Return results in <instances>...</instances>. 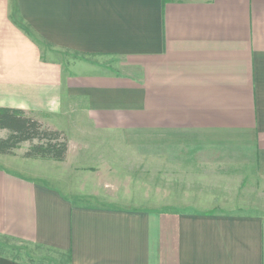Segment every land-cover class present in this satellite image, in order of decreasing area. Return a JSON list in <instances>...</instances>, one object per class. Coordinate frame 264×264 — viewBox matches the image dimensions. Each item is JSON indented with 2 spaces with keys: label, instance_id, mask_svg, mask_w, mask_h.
Instances as JSON below:
<instances>
[{
  "label": "crops",
  "instance_id": "obj_1",
  "mask_svg": "<svg viewBox=\"0 0 264 264\" xmlns=\"http://www.w3.org/2000/svg\"><path fill=\"white\" fill-rule=\"evenodd\" d=\"M0 108L67 140L0 155V236L69 264H264V211L222 210L264 192V0H0Z\"/></svg>",
  "mask_w": 264,
  "mask_h": 264
},
{
  "label": "trees",
  "instance_id": "obj_2",
  "mask_svg": "<svg viewBox=\"0 0 264 264\" xmlns=\"http://www.w3.org/2000/svg\"><path fill=\"white\" fill-rule=\"evenodd\" d=\"M0 130L7 132L6 137L0 138V155L12 156L27 143L22 158L63 161L66 157L64 133L44 126L22 111L0 108Z\"/></svg>",
  "mask_w": 264,
  "mask_h": 264
},
{
  "label": "rangeland",
  "instance_id": "obj_3",
  "mask_svg": "<svg viewBox=\"0 0 264 264\" xmlns=\"http://www.w3.org/2000/svg\"><path fill=\"white\" fill-rule=\"evenodd\" d=\"M6 135L5 130H0V138H4ZM27 147V143L22 144L20 149L15 151L16 154L22 155ZM156 180L157 192L154 196L156 197V211L161 213V211H168V207H165L168 206V176H157ZM230 195L228 201H232L233 204L222 210L244 214H260L264 211V192L247 191L245 188L241 193ZM232 198L234 199L231 200ZM0 255L25 264H69V258L65 254H59L35 245L20 243L3 236H0Z\"/></svg>",
  "mask_w": 264,
  "mask_h": 264
}]
</instances>
